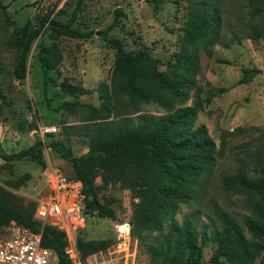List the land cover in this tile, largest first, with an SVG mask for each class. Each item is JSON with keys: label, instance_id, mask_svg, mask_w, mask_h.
<instances>
[{"label": "rangeland", "instance_id": "rangeland-1", "mask_svg": "<svg viewBox=\"0 0 264 264\" xmlns=\"http://www.w3.org/2000/svg\"><path fill=\"white\" fill-rule=\"evenodd\" d=\"M198 1L164 0L161 8L156 10L146 0H0L19 28L27 23L38 28L41 19L47 15L50 19L66 23L74 13L71 27L81 32H93L90 38L60 37L58 40L62 61L48 76L57 84L67 81L84 90H92L90 95L73 98L50 82L44 84L38 61L41 51L38 41L31 47L24 78L15 76L14 67L18 59L16 38L12 27L4 22L0 14V68L3 70L0 73V152L8 155L28 150L36 142L42 144V150L35 156L12 161L0 157L1 190L15 200L29 204L42 191L48 166L62 167L67 175H73L71 165L57 156L48 147L49 144H64L75 157L88 151L86 138L75 135L74 130L68 135L64 133L65 128L79 125L84 114L67 113L60 107L64 102L73 101L100 106L97 88L100 84H110L117 50L107 44L99 32L116 20V26L108 35L121 41L124 52L148 51L151 58L164 62L156 66V71L166 72L169 69L167 64L175 62L176 55L182 53L181 38L189 4ZM246 1L215 0L222 17L219 41L195 47L199 60L198 72L193 77L195 87L189 90L186 102L177 106L190 107L200 101L202 108L196 115L194 127L204 126L218 151L213 170L206 178L202 177L206 179V191L200 199L178 203L174 214L163 217L161 230L144 232L143 246L138 247L137 244L133 264H212L216 245L208 236L218 226L216 210L237 222L248 241L262 243V239L250 231L244 221L250 216L246 204L249 197L222 182V175L232 172L238 160L251 156L261 136L255 131L233 135V131L239 127H255L264 131V41L243 37L248 20L245 15L248 11ZM232 38L239 41L228 48L223 47L222 44ZM39 42L44 46L51 43L47 35ZM186 51L192 53L193 48L188 47ZM250 69L256 72L252 80L233 87L242 78L243 70ZM221 88L230 90L216 94ZM140 110L132 119L143 114H164L156 103L141 104ZM45 128H56L57 133L45 135L42 133ZM19 181L22 183L16 186ZM95 183L100 186L101 179L98 177ZM97 199L112 209L115 220L100 216L89 218L85 228L89 241L108 238L112 223L116 220L129 221L137 204L134 195L120 188L118 183L101 187ZM187 218L195 222L197 246L201 247L200 256L194 258L195 261L187 249L177 256L174 236L169 249L156 256L147 254V246L159 247L162 240L169 236L173 224L181 228ZM202 233L205 240H202ZM109 251L112 253L113 250ZM103 252L108 255L105 250ZM218 260L219 264H228L224 258ZM258 261L257 258L254 264Z\"/></svg>", "mask_w": 264, "mask_h": 264}, {"label": "trees", "instance_id": "trees-1", "mask_svg": "<svg viewBox=\"0 0 264 264\" xmlns=\"http://www.w3.org/2000/svg\"><path fill=\"white\" fill-rule=\"evenodd\" d=\"M146 1L156 10L164 3V0ZM246 7L248 11L245 15L248 20L243 37L252 41H264V0H247ZM200 12L203 13L199 14ZM0 14L4 22L12 27L16 38L18 59L14 74L17 78H24L31 47L38 41L41 49L38 61L44 84L50 82L73 98L92 94V90H84L67 81L57 84L56 80L48 76L62 61L58 47L60 37L85 39L93 34L92 31L81 32L71 27L74 13L66 23L44 16L38 28L29 23L21 28L17 27L7 13L6 6L1 3ZM221 22L222 17L215 0L190 3L181 38L182 53L176 55L175 62L167 64L168 71L158 72L155 68L164 63L162 60L151 58L148 51L124 52L121 41L108 35L116 26L114 20L104 31L99 32L103 40L117 50L110 84H100L97 88L100 106L73 101L64 102L60 107L67 113L84 114L79 125L65 128L64 133L68 135L74 130L75 135L86 138L88 151L85 154L75 157L61 143H51L48 147L71 165V177L82 183L87 220L92 217L93 211L97 212L96 216L115 220L112 209L101 204L97 194L101 187L118 183L120 188L129 190L137 199L128 222L138 247L143 246L144 232L161 230L163 217L174 214L178 203L202 197L206 191V179L202 177L206 178L216 165L218 151L214 141L204 126L194 127L196 115L202 108L200 101L190 107L177 106L186 102L189 90L195 87L193 77L199 67L195 47L217 43ZM44 35L51 41L48 46L39 42ZM236 41L239 39L232 38L222 45L228 48ZM188 47L193 48L192 53L186 51ZM2 71L0 68V73ZM255 73L251 69L243 70L242 78L233 87L248 83ZM228 90L230 89L221 88L216 94ZM152 103L163 109L164 114H143L132 119V116L141 112V104ZM248 131L261 133L255 151L251 156L238 160L232 172L222 175V182L226 187L236 192L243 191L249 197L246 204L250 216L244 221L248 229L262 239V243L248 241L237 222L232 221L226 213L216 210L218 226L208 236L216 245L211 257L212 264H219V258H224L228 264H254L258 258L257 264H264V131L255 127H239L233 131V135ZM41 150L42 144L36 142L28 150L18 153L7 155L1 151L0 157L5 161H12L35 156ZM98 177L101 179L100 186L95 183ZM21 183L19 181L16 186ZM89 196H92V200H89ZM34 211V202L24 204L0 188L2 229L15 222L34 233H41L42 246L54 250L60 264H66L63 255L66 246L64 233L51 226H42L34 219ZM173 236L177 256L184 249L189 251L193 261L200 256L201 247L197 246L195 222L189 218L183 221L181 228L173 224L169 236L162 240L159 247L147 246V254L156 256L169 249ZM202 240H205L204 233ZM110 241V236L104 240L90 241L81 237L77 240V248L85 257L106 249Z\"/></svg>", "mask_w": 264, "mask_h": 264}, {"label": "built area", "instance_id": "built-area-1", "mask_svg": "<svg viewBox=\"0 0 264 264\" xmlns=\"http://www.w3.org/2000/svg\"><path fill=\"white\" fill-rule=\"evenodd\" d=\"M45 135L57 133L56 128H45ZM45 184L34 198V219L42 226H51L65 235L63 255L66 264H133L137 253V241L131 235L126 220L112 223L110 244L104 250L83 257L78 248V238L85 236V197L82 183L67 175L62 167L50 165ZM97 212H92V218ZM111 247V248H109ZM109 250H113L112 253ZM0 264H60L57 253L41 243V233L11 222L0 232Z\"/></svg>", "mask_w": 264, "mask_h": 264}, {"label": "water", "instance_id": "water-1", "mask_svg": "<svg viewBox=\"0 0 264 264\" xmlns=\"http://www.w3.org/2000/svg\"><path fill=\"white\" fill-rule=\"evenodd\" d=\"M258 73L261 74V71H259ZM89 200H92V196H89Z\"/></svg>", "mask_w": 264, "mask_h": 264}, {"label": "crops", "instance_id": "crops-1", "mask_svg": "<svg viewBox=\"0 0 264 264\" xmlns=\"http://www.w3.org/2000/svg\"><path fill=\"white\" fill-rule=\"evenodd\" d=\"M57 156H59L58 154H56Z\"/></svg>", "mask_w": 264, "mask_h": 264}]
</instances>
